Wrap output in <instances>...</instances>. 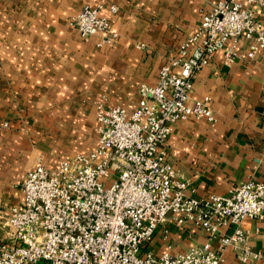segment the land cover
<instances>
[{"label":"crops","instance_id":"0c3cea01","mask_svg":"<svg viewBox=\"0 0 264 264\" xmlns=\"http://www.w3.org/2000/svg\"><path fill=\"white\" fill-rule=\"evenodd\" d=\"M218 1L0 0V241H9L5 222L22 202L28 172L92 150L99 137L95 102L134 109L143 87L156 84L161 66L178 56ZM99 2L117 34L102 46L100 35L82 37L70 24L86 4ZM249 7L264 22V3ZM247 48L242 38L240 52ZM205 94L217 121H178L166 145L168 159L188 182L187 194H227L248 180L264 181V48L229 65L217 51L194 80L193 95ZM241 226L264 252V213ZM207 239L192 222L177 226L168 217L149 247L176 254ZM224 257L225 264H240L233 247Z\"/></svg>","mask_w":264,"mask_h":264},{"label":"built area","instance_id":"2783aa9c","mask_svg":"<svg viewBox=\"0 0 264 264\" xmlns=\"http://www.w3.org/2000/svg\"><path fill=\"white\" fill-rule=\"evenodd\" d=\"M255 3L264 1L214 4L178 56L161 66L156 84L143 87L134 109L95 102L96 146L56 168L38 164L28 172L22 202L5 222L9 241H0V264H225L228 247L240 264H264V252L241 226L264 213V181L248 180L227 194H187L188 182L166 147L176 122L191 116L217 121L212 97L193 95L198 72L214 54L222 50L229 65L264 48V22L249 7ZM104 9L101 2L86 4L70 19L82 37L100 35L98 46L117 35ZM242 38L248 41L245 53L239 50ZM168 217L177 226L192 222L207 241L176 254L155 253L147 246Z\"/></svg>","mask_w":264,"mask_h":264},{"label":"rangeland","instance_id":"374dc122","mask_svg":"<svg viewBox=\"0 0 264 264\" xmlns=\"http://www.w3.org/2000/svg\"><path fill=\"white\" fill-rule=\"evenodd\" d=\"M3 231V232H2ZM0 232H2V234L4 233V230H0ZM2 235H0V237H1ZM147 248H149L150 249V247L149 246H147Z\"/></svg>","mask_w":264,"mask_h":264}]
</instances>
